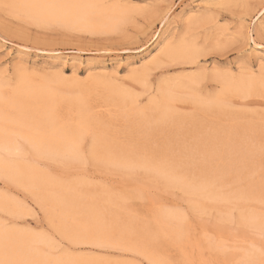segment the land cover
Segmentation results:
<instances>
[{
	"label": "rangeland",
	"instance_id": "obj_1",
	"mask_svg": "<svg viewBox=\"0 0 264 264\" xmlns=\"http://www.w3.org/2000/svg\"><path fill=\"white\" fill-rule=\"evenodd\" d=\"M103 4L122 11L112 28L40 23L0 1V82L14 85L19 76L44 80L72 99L81 98L79 105L92 120L78 136L75 161L33 157L27 150L15 158L60 185L74 186V196L86 198L78 209L97 210L99 219L115 230L113 239L125 236L130 248L89 245L63 235L58 218L40 207L29 183L5 177H0V197H7L12 213L0 211V226L46 237L53 242L54 258L68 255L108 264H156L151 257L158 264H264V89L240 98L224 96L223 86L224 81L250 78L264 84V0ZM182 44L193 52L191 63L161 58L158 66L142 71L163 48ZM254 47L262 53H254ZM242 66L246 71L241 72ZM161 87L179 94L173 93L165 113L151 108L161 101ZM117 91L129 93L133 107L108 105ZM217 95L225 99L210 105ZM71 107L61 105V118ZM97 138L115 149V161L131 167L95 157ZM170 171L184 184L165 179ZM201 183L208 185L202 193L194 189ZM206 195L224 200L214 202ZM164 214L178 221L166 228L156 224ZM252 215L261 217L256 226L249 224ZM256 249L261 259L252 263L248 258Z\"/></svg>",
	"mask_w": 264,
	"mask_h": 264
},
{
	"label": "bare ground",
	"instance_id": "obj_2",
	"mask_svg": "<svg viewBox=\"0 0 264 264\" xmlns=\"http://www.w3.org/2000/svg\"><path fill=\"white\" fill-rule=\"evenodd\" d=\"M0 1L5 3L8 1V4L10 3L9 6L37 22H56L75 28H112L122 16V11L117 7H105L103 3L106 0ZM253 50L254 53H262L257 47H254ZM192 53L190 47L184 44L173 49L169 47L163 48L159 53V56H156L146 64L142 68V71L146 72L150 66L154 67V65L161 62V58H168L182 63H191L194 59ZM238 81L236 83L224 81V96L238 95L242 98V96L245 97L248 95L254 97L257 91L259 92L264 89L263 83H259L260 81L258 83L253 80L251 81V78L250 81L248 80L247 82ZM160 93L162 96L161 101L152 102L151 108L159 110L161 107L163 113H165L168 108L167 103L175 98L173 97V93L176 94V91L174 90L172 94H170L169 91L167 92V89L161 87ZM178 95L176 97H178ZM223 98L218 96L209 101V103L210 105H219L221 101H223ZM109 99L110 101H108L107 104L113 105L114 108L129 107L132 105L129 101L131 100L134 102L132 100L134 98L129 93L119 91H117V93L112 92ZM178 100H176V102H178ZM80 101V97H73L72 99L62 93L59 89L51 87L48 81L44 80L41 82H35L31 79L19 76L14 85L0 82V177H5L22 185H25L24 181L28 182L29 185L27 186L33 192L40 207L50 210L53 214L51 216H56L58 218L60 224L59 229L63 235L72 238L80 237L84 241V244L95 246L108 245L110 247L121 246L128 249L130 248L127 246L128 238L125 239V236H117V240L113 239L116 237L114 235L115 230L110 228L109 225H106L105 222L103 223L101 221L102 219H99V213H97V210L96 212L93 209L86 211L78 209V205H80L81 202L85 203L84 201L86 198H78L74 196V186H63L65 183L60 185L58 182L48 179L50 177L47 178L42 175L44 173H38L36 171L37 169L29 164L28 161L26 162L28 164H26L25 160L15 158L16 155L22 154L27 150L30 154L34 155L33 157L37 156L46 159L60 158V160L61 158H66L69 159V161H75L78 158L79 152L78 136L88 129V124L92 120V115L80 107ZM65 102L69 104V107H72L68 110L65 118H61L59 108H61V105ZM224 105L226 106V103ZM140 113L142 112L140 111ZM137 114H139V112ZM143 115L141 117H143ZM92 153L95 157L100 156L101 159L105 160L104 162L109 165L112 163L116 166L118 164L119 167H131L126 161L120 163V157L118 158L119 162L115 161V158L113 159V157L118 153L115 152V149L113 151L109 150L100 138H97V141L92 148ZM163 177L169 182L177 181L184 184V182L177 179L178 177L175 175L174 171L168 173L165 172ZM187 187L189 188V185ZM207 187L208 185L201 183L195 186L194 189L202 193ZM41 192L44 193L40 194ZM85 195L83 197H87ZM220 196L222 197V192ZM5 197L6 196H4V200L0 197V211L4 212L10 210L11 212L10 208L12 206H8L9 204L7 203V200V204L4 202ZM205 198L214 202L224 200L209 195H206ZM260 218L261 217L255 215L250 216L248 220L249 224H254L256 226V222H259ZM175 221L177 222L178 218L171 214L159 215L158 218L155 219L156 224L165 228L169 227V225ZM170 231L176 234L177 232L179 233V231L173 228H171ZM52 243L44 236L29 235L15 230H8L4 228V226H0V264H108L68 255L62 256L61 258H54L55 256L52 257L50 253V251L53 252L55 249ZM253 251L256 252L250 257L252 261L248 258V261L252 263L261 259L260 253H257L258 250L256 249ZM251 252L248 253L252 255ZM150 261L158 264L154 257H151Z\"/></svg>",
	"mask_w": 264,
	"mask_h": 264
},
{
	"label": "snow or ice",
	"instance_id": "obj_3",
	"mask_svg": "<svg viewBox=\"0 0 264 264\" xmlns=\"http://www.w3.org/2000/svg\"><path fill=\"white\" fill-rule=\"evenodd\" d=\"M5 7H8L7 5H5ZM262 40H264V35H262ZM262 46H264V44H262ZM244 71H246V68L244 67V66H242V68H241V72H244ZM261 72H262V74H264V63H262V65H261ZM235 74H233V76H234Z\"/></svg>",
	"mask_w": 264,
	"mask_h": 264
}]
</instances>
